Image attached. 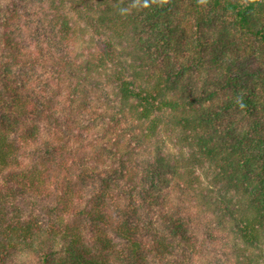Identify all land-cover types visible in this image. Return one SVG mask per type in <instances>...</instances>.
Segmentation results:
<instances>
[{
	"label": "trees",
	"instance_id": "trees-1",
	"mask_svg": "<svg viewBox=\"0 0 264 264\" xmlns=\"http://www.w3.org/2000/svg\"><path fill=\"white\" fill-rule=\"evenodd\" d=\"M0 264H264V0H0Z\"/></svg>",
	"mask_w": 264,
	"mask_h": 264
},
{
	"label": "clouds",
	"instance_id": "clouds-1",
	"mask_svg": "<svg viewBox=\"0 0 264 264\" xmlns=\"http://www.w3.org/2000/svg\"><path fill=\"white\" fill-rule=\"evenodd\" d=\"M154 3H158V4H166L169 2V0H153ZM199 3L203 4L206 2V0H198Z\"/></svg>",
	"mask_w": 264,
	"mask_h": 264
}]
</instances>
